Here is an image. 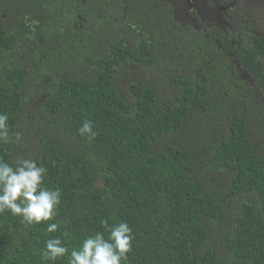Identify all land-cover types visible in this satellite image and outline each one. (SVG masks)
<instances>
[{
  "label": "trees",
  "instance_id": "1",
  "mask_svg": "<svg viewBox=\"0 0 264 264\" xmlns=\"http://www.w3.org/2000/svg\"><path fill=\"white\" fill-rule=\"evenodd\" d=\"M165 1L0 0V159L61 190L48 222L0 213V264L102 221L131 227L124 264H264V32L239 0Z\"/></svg>",
  "mask_w": 264,
  "mask_h": 264
},
{
  "label": "clouds",
  "instance_id": "2",
  "mask_svg": "<svg viewBox=\"0 0 264 264\" xmlns=\"http://www.w3.org/2000/svg\"><path fill=\"white\" fill-rule=\"evenodd\" d=\"M8 128V116L0 113V143L8 142ZM78 132L90 139L97 135L91 120H85ZM16 139H20L19 133ZM46 173L47 169L38 166L34 159L22 158L14 164L0 159V213L10 212L30 225L53 220L61 203V190L43 186ZM102 223L107 236L103 232L86 236L70 252L59 236L47 239L41 250L42 259L55 264L67 254L68 264H124L132 249L131 227L127 222ZM58 228V223H48L46 231L54 233Z\"/></svg>",
  "mask_w": 264,
  "mask_h": 264
},
{
  "label": "rangeland",
  "instance_id": "3",
  "mask_svg": "<svg viewBox=\"0 0 264 264\" xmlns=\"http://www.w3.org/2000/svg\"><path fill=\"white\" fill-rule=\"evenodd\" d=\"M200 1L201 4L203 6L205 5L208 9H212L215 7V0H200ZM239 2H240V6H239L240 12L247 15L248 17L249 15H251V13L254 12L256 14L259 30L264 32V0H239ZM229 6H231V4ZM177 12H179L180 16L185 15V11H183V4L182 7L179 10H177Z\"/></svg>",
  "mask_w": 264,
  "mask_h": 264
},
{
  "label": "flooded vegetation",
  "instance_id": "4",
  "mask_svg": "<svg viewBox=\"0 0 264 264\" xmlns=\"http://www.w3.org/2000/svg\"><path fill=\"white\" fill-rule=\"evenodd\" d=\"M165 2L169 3L172 5V7L170 8V10L168 12H170L173 16V21L176 19V20H185L186 16L185 15H188V13L184 16H180L179 12H177V10H179L181 7H182V4L184 1H180V0H166ZM189 8H191V6H193L194 4L191 2V0H186ZM183 11H185V9L183 8Z\"/></svg>",
  "mask_w": 264,
  "mask_h": 264
}]
</instances>
